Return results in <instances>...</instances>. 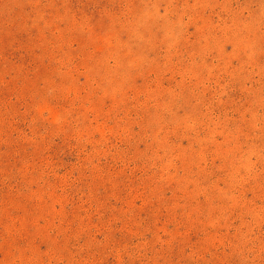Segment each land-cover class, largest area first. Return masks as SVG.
Listing matches in <instances>:
<instances>
[{"label":"rangeland","instance_id":"obj_1","mask_svg":"<svg viewBox=\"0 0 264 264\" xmlns=\"http://www.w3.org/2000/svg\"><path fill=\"white\" fill-rule=\"evenodd\" d=\"M0 264H264V0H0Z\"/></svg>","mask_w":264,"mask_h":264}]
</instances>
